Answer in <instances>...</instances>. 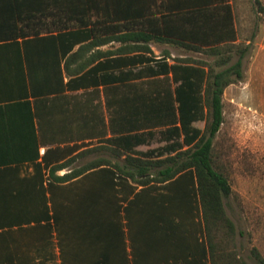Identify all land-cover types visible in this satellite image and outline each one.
<instances>
[{
    "label": "trees",
    "instance_id": "obj_1",
    "mask_svg": "<svg viewBox=\"0 0 264 264\" xmlns=\"http://www.w3.org/2000/svg\"><path fill=\"white\" fill-rule=\"evenodd\" d=\"M250 1L254 26L241 46L235 0H0V51L20 55L23 47L30 75L55 73L60 81L51 89L57 94L39 96L32 88L31 99L25 91L12 102L36 120L35 152L29 158H38V143L80 141L83 148L76 153L44 163L52 180L67 182L110 167L142 186L173 182L179 199L193 191L211 264H248L227 249L235 234L225 202L232 187L215 138L224 121L223 90L245 80L243 59L252 55L264 24L258 16L264 3ZM110 43L118 45L102 48ZM150 43L204 52L214 60L172 56L168 49L156 55ZM64 75L68 91L84 92L65 93ZM100 82L107 124L101 104L93 103ZM197 120H204L202 129L192 124ZM156 132L163 145L136 149ZM94 138L99 142L92 144ZM252 253L264 264L255 248Z\"/></svg>",
    "mask_w": 264,
    "mask_h": 264
},
{
    "label": "crops",
    "instance_id": "obj_2",
    "mask_svg": "<svg viewBox=\"0 0 264 264\" xmlns=\"http://www.w3.org/2000/svg\"><path fill=\"white\" fill-rule=\"evenodd\" d=\"M162 45L167 44L150 43L156 55ZM169 47L165 49L175 56ZM33 62L37 64L38 58ZM29 70L23 47L20 55L0 51V264H211L195 192L179 199L173 182L142 186L110 167L87 171L67 182L52 180L44 163L60 162L76 153L83 148L78 147L80 141L38 143V158H29L35 152L36 120L21 112L22 105L12 102L25 91L31 99L32 88L44 96L57 94L51 89L60 87L55 73L37 75L33 70L30 75ZM245 73L244 81L224 88L223 104L264 119V24L259 27ZM66 81L64 75L65 93L84 92V88L68 91ZM103 85L100 82L93 103L101 104L107 124ZM198 121L204 122L192 124L202 129ZM110 135L108 132L106 137ZM90 142L96 144L99 139Z\"/></svg>",
    "mask_w": 264,
    "mask_h": 264
},
{
    "label": "rangeland",
    "instance_id": "obj_3",
    "mask_svg": "<svg viewBox=\"0 0 264 264\" xmlns=\"http://www.w3.org/2000/svg\"><path fill=\"white\" fill-rule=\"evenodd\" d=\"M235 12L239 40L243 46L244 39L250 36L254 26L251 1L235 0ZM258 16L264 22V13ZM256 39L257 36L253 44ZM164 46L157 47L159 53L169 47ZM169 48L177 57L180 54L187 55L209 63L214 60V56L204 52H187L172 46ZM249 59L250 54L247 53L243 59V69ZM196 124L204 126L202 121ZM163 143L160 135L156 134L149 144L138 148L145 150ZM215 150L219 160L224 163L232 187V194L225 202L227 214L235 224V234L227 249L234 250L248 264H263L253 255L252 248L264 259V119L250 111L226 104L224 121L215 138Z\"/></svg>",
    "mask_w": 264,
    "mask_h": 264
}]
</instances>
